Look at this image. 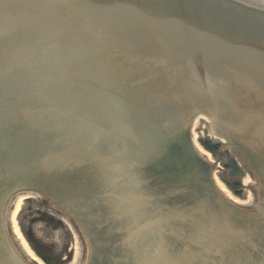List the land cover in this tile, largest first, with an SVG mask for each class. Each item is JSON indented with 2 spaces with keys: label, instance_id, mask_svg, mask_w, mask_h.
Segmentation results:
<instances>
[{
  "label": "water",
  "instance_id": "95a60500",
  "mask_svg": "<svg viewBox=\"0 0 264 264\" xmlns=\"http://www.w3.org/2000/svg\"><path fill=\"white\" fill-rule=\"evenodd\" d=\"M201 113L255 175L258 206L232 203L198 150L172 151L171 130ZM87 164L111 170L110 194L124 180L129 218L138 193L134 264H264V7L0 0V238L15 193L71 185Z\"/></svg>",
  "mask_w": 264,
  "mask_h": 264
},
{
  "label": "flooded vegetation",
  "instance_id": "af4514ba",
  "mask_svg": "<svg viewBox=\"0 0 264 264\" xmlns=\"http://www.w3.org/2000/svg\"><path fill=\"white\" fill-rule=\"evenodd\" d=\"M176 128L171 130V136L178 144L172 151H197L190 134L191 127L178 125ZM204 143L220 159L226 160L227 166L231 155L217 142L204 139ZM84 167L89 169L90 165H75L72 174L75 179L68 182L71 185L45 188L46 193L31 191L23 196L22 200L26 201L12 228H7L5 223V238H0V264H134L135 251L140 244L134 217L117 216L119 201L114 200L116 195H111L112 198L100 195L104 189L98 186L104 184L102 178L109 175L104 170L94 175L90 170L82 174L80 168ZM232 169L228 167V172L224 171L223 175L229 184L238 187L240 193L239 177L243 169L241 167L235 174L231 173ZM81 177H84V183L76 185L77 178ZM123 181L116 193L123 191ZM68 196L78 203V209L69 207L63 200ZM126 217L131 222L130 229L125 226Z\"/></svg>",
  "mask_w": 264,
  "mask_h": 264
},
{
  "label": "rangeland",
  "instance_id": "374dc122",
  "mask_svg": "<svg viewBox=\"0 0 264 264\" xmlns=\"http://www.w3.org/2000/svg\"><path fill=\"white\" fill-rule=\"evenodd\" d=\"M210 118H207L205 114H200L195 121H193L191 126V135L192 139L196 142L197 150L209 161L211 162L213 167V177L215 179V183L220 191L233 203L245 208H254L258 206L260 201V193L257 180L253 172L244 165L242 160L239 158L237 154H235L231 146L221 147L222 150H225L229 153V155L235 156L239 165L242 167V174L239 177L241 181V191L238 193L236 186L229 184L224 178V171L228 172V167L225 165L226 160L220 159L215 153V151H211L204 143V139L210 140L214 143L213 139L219 141L221 144L224 142V138L212 133L209 128ZM28 195V193H19L16 197L12 198L8 204L6 210V225L7 228H12V224L16 222L18 217L20 216L19 209L24 206L25 199L22 200L23 196ZM34 200L36 198H33ZM38 200L40 198L37 197ZM14 227V226H13ZM14 236L15 239V234ZM17 240V239H15ZM17 242V241H15Z\"/></svg>",
  "mask_w": 264,
  "mask_h": 264
},
{
  "label": "bare ground",
  "instance_id": "6f19581e",
  "mask_svg": "<svg viewBox=\"0 0 264 264\" xmlns=\"http://www.w3.org/2000/svg\"><path fill=\"white\" fill-rule=\"evenodd\" d=\"M246 1H249V2H252L254 4H257V5H260V6H263L264 7V0H246ZM210 116L208 115L207 118H209ZM25 193H28L29 192H25Z\"/></svg>",
  "mask_w": 264,
  "mask_h": 264
}]
</instances>
